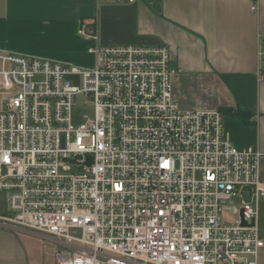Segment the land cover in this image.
<instances>
[{
	"label": "built area",
	"instance_id": "obj_1",
	"mask_svg": "<svg viewBox=\"0 0 264 264\" xmlns=\"http://www.w3.org/2000/svg\"><path fill=\"white\" fill-rule=\"evenodd\" d=\"M78 34L92 66L0 50V222L53 239L52 264H257L261 153L178 106L165 45Z\"/></svg>",
	"mask_w": 264,
	"mask_h": 264
},
{
	"label": "crops",
	"instance_id": "obj_2",
	"mask_svg": "<svg viewBox=\"0 0 264 264\" xmlns=\"http://www.w3.org/2000/svg\"><path fill=\"white\" fill-rule=\"evenodd\" d=\"M82 22L93 23L101 44L165 45L176 70L171 83L178 106L229 108L219 109L223 130L236 147L253 146L261 153L264 182V63L258 57L264 40V0H0V50L80 62L91 43L78 34ZM43 30L62 52L34 46ZM255 223L263 240L257 264H264V199ZM26 235L54 241L0 222V264H35Z\"/></svg>",
	"mask_w": 264,
	"mask_h": 264
},
{
	"label": "rangeland",
	"instance_id": "obj_3",
	"mask_svg": "<svg viewBox=\"0 0 264 264\" xmlns=\"http://www.w3.org/2000/svg\"><path fill=\"white\" fill-rule=\"evenodd\" d=\"M54 36V34H52ZM54 37L51 36V33H48L47 30H43L39 33V37H36L34 46L41 51L45 52H56L59 50L58 43L52 41ZM59 48V49H58ZM62 52V51H61ZM80 62H73V64L83 65V66H92L94 59L91 54L83 52L80 54ZM92 113V106L90 99L80 95L76 96L74 99V105L72 106V121L73 123H79L82 120V116ZM25 244L32 254L35 264H50L54 260V253L58 249V244L52 240H48L42 236H30L26 235L24 238Z\"/></svg>",
	"mask_w": 264,
	"mask_h": 264
},
{
	"label": "trees",
	"instance_id": "obj_4",
	"mask_svg": "<svg viewBox=\"0 0 264 264\" xmlns=\"http://www.w3.org/2000/svg\"><path fill=\"white\" fill-rule=\"evenodd\" d=\"M219 109H220L221 111H222V110L230 111V109H229V108L227 109V107H220ZM232 111H233L234 114L239 115V114H238V111H236V110H232Z\"/></svg>",
	"mask_w": 264,
	"mask_h": 264
},
{
	"label": "water",
	"instance_id": "obj_5",
	"mask_svg": "<svg viewBox=\"0 0 264 264\" xmlns=\"http://www.w3.org/2000/svg\"><path fill=\"white\" fill-rule=\"evenodd\" d=\"M89 162H90V160H88V161H87V163H89ZM242 224H245V223H244V222H242Z\"/></svg>",
	"mask_w": 264,
	"mask_h": 264
}]
</instances>
